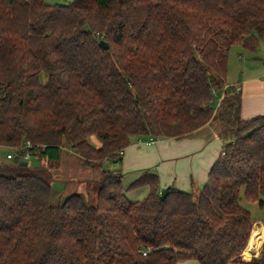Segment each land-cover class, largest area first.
Segmentation results:
<instances>
[{"label": "trees", "instance_id": "obj_1", "mask_svg": "<svg viewBox=\"0 0 264 264\" xmlns=\"http://www.w3.org/2000/svg\"><path fill=\"white\" fill-rule=\"evenodd\" d=\"M262 38L264 0H0V146L16 150L0 163V264L242 263L241 195L264 207V114L242 118L225 77L229 50ZM206 124L221 150L198 191H160L143 171L129 188L148 192L131 201L103 166L134 138ZM66 146L103 168L94 204L51 201ZM26 152L39 164L21 165ZM247 263L264 264V242Z\"/></svg>", "mask_w": 264, "mask_h": 264}, {"label": "crops", "instance_id": "obj_2", "mask_svg": "<svg viewBox=\"0 0 264 264\" xmlns=\"http://www.w3.org/2000/svg\"><path fill=\"white\" fill-rule=\"evenodd\" d=\"M261 49L264 51V42L262 46L260 40L258 50L250 51L254 54H248L245 51L249 50L238 45L233 46L228 54L225 84L239 87L240 115L244 119L264 114V57L255 54ZM149 138H134L123 149L121 160L117 161L119 165L116 163V166L109 160L104 162L105 168L121 171L123 180L125 176H130L132 180L127 183V188L143 171H149L158 176L160 191L169 186L182 191H198L207 181L209 171L221 150V141L209 124L180 139L161 137L155 138L153 144H147ZM94 144L100 143L98 141ZM102 169L82 163L76 153L66 146L61 149L58 167L51 169V172L54 179L62 181L64 185L62 196L76 192L78 185H81L79 190L88 195L92 190L87 182L97 181ZM144 188L147 194L148 188L146 186ZM254 223H258L262 228L264 242L262 221L254 220L253 225ZM261 248L262 246L257 252L253 249L252 256H256ZM241 260L242 263L230 264H248L249 260H244L242 254ZM177 264L199 263L181 260Z\"/></svg>", "mask_w": 264, "mask_h": 264}, {"label": "rangeland", "instance_id": "obj_3", "mask_svg": "<svg viewBox=\"0 0 264 264\" xmlns=\"http://www.w3.org/2000/svg\"><path fill=\"white\" fill-rule=\"evenodd\" d=\"M45 1L47 3H50V4H54V3L63 4V3L67 2V0H45ZM263 42H264V38L261 39L262 46H263ZM245 52H247L248 54H254L250 51H245ZM255 54H256V56L258 55L259 57H264V51L262 49H261V51H257V53H255ZM215 102H216V100H215ZM215 106H216V104H215ZM89 139L93 143L94 142L96 143L99 141L96 136H90ZM7 152H11V150L9 148L0 146V163H5L6 161L10 160V159L6 158ZM111 161L113 162V160H109L110 163H111ZM113 163L116 165L117 162H113ZM28 164L32 165V166L38 165L39 159L35 156H31L28 160ZM76 173H77V175H79L78 171ZM139 173H140V171H139ZM130 179H131L130 176H125V178L123 180V184L126 187L124 193H125V196L127 197V199L133 201V200H140L143 197H145V195H146V192L144 190L145 186L137 187V188H129V187L127 188V183H129V181L132 180V179L131 180ZM87 184L92 190V192L89 191L88 195L84 194L83 192H81L79 190L81 185H78V190L76 192L83 194V196L86 198V201L88 203L94 204L95 199H96V191H95L96 187H94V182L89 181V182H87ZM52 187H53V191H52L51 201H52V203L55 204L59 201V199L61 200L62 197H64L61 195L62 191H64V185H63L62 181H58V179H54V176H53ZM240 203L249 211L252 221H254V220L255 221L256 220L264 221V207H260L258 202L246 201L243 198V194H242L241 199H240ZM250 258L251 257H249L248 260Z\"/></svg>", "mask_w": 264, "mask_h": 264}, {"label": "bare ground", "instance_id": "obj_4", "mask_svg": "<svg viewBox=\"0 0 264 264\" xmlns=\"http://www.w3.org/2000/svg\"><path fill=\"white\" fill-rule=\"evenodd\" d=\"M262 244H263L262 228L259 227L258 223H254L248 243L242 253L243 259L247 260L249 257H251L252 256L251 251L254 249V252H257Z\"/></svg>", "mask_w": 264, "mask_h": 264}, {"label": "built area", "instance_id": "obj_5", "mask_svg": "<svg viewBox=\"0 0 264 264\" xmlns=\"http://www.w3.org/2000/svg\"><path fill=\"white\" fill-rule=\"evenodd\" d=\"M224 88H226V85L224 86ZM236 90H239V87L238 86L236 87ZM211 92L214 93V89H212ZM219 100H220V97L218 98V101ZM154 142H155V138H149V140L146 143L147 144H153ZM25 146H27V147L30 146V142L29 141H26L25 142ZM15 153H16V150L13 149L12 152H10V153H8L6 155V157L8 159H10V158H12L15 155ZM30 156H31L30 153L29 152H26V153H24V155L22 157V160H29ZM143 254H145V253H143Z\"/></svg>", "mask_w": 264, "mask_h": 264}, {"label": "water", "instance_id": "obj_6", "mask_svg": "<svg viewBox=\"0 0 264 264\" xmlns=\"http://www.w3.org/2000/svg\"><path fill=\"white\" fill-rule=\"evenodd\" d=\"M99 44H100V46H101L102 48H104V49H107V48H108V44H107V42L104 41V40H100V41H99ZM113 162H117V159H113ZM20 164H21V165H27V161H26V160H21V161H20Z\"/></svg>", "mask_w": 264, "mask_h": 264}]
</instances>
